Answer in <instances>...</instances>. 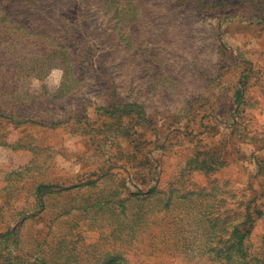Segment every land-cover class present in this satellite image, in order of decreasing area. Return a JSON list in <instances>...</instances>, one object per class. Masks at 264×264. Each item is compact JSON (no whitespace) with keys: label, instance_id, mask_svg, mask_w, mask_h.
I'll return each mask as SVG.
<instances>
[{"label":"rangeland","instance_id":"rangeland-1","mask_svg":"<svg viewBox=\"0 0 264 264\" xmlns=\"http://www.w3.org/2000/svg\"><path fill=\"white\" fill-rule=\"evenodd\" d=\"M0 264H264V0H0Z\"/></svg>","mask_w":264,"mask_h":264}]
</instances>
